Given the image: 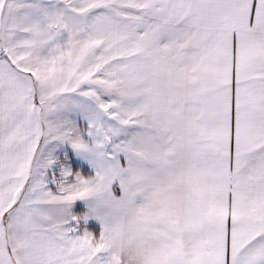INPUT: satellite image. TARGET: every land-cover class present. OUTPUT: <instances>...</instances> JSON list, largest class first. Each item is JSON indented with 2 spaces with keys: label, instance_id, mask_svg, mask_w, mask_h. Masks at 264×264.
I'll use <instances>...</instances> for the list:
<instances>
[{
  "label": "snow or ice",
  "instance_id": "snow-or-ice-1",
  "mask_svg": "<svg viewBox=\"0 0 264 264\" xmlns=\"http://www.w3.org/2000/svg\"><path fill=\"white\" fill-rule=\"evenodd\" d=\"M0 264H264V0H0Z\"/></svg>",
  "mask_w": 264,
  "mask_h": 264
}]
</instances>
